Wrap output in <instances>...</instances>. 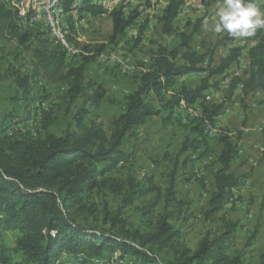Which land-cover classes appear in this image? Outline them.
<instances>
[{
  "label": "rangeland",
  "instance_id": "374dc122",
  "mask_svg": "<svg viewBox=\"0 0 264 264\" xmlns=\"http://www.w3.org/2000/svg\"><path fill=\"white\" fill-rule=\"evenodd\" d=\"M5 1L20 14L17 30L0 42V131L8 137L29 134L39 139L47 131L61 135L73 124L74 117L82 108L90 112L87 122L92 118L110 136L113 121L123 112L126 98L137 89L140 76L150 69L159 54L170 55L178 50L182 55L185 52L181 47L184 38L192 36L193 50L208 54L202 66L210 68L211 53L215 55L213 64L216 65L231 49L244 48L239 67L233 65L223 76L211 79L213 85L226 83L230 87L234 72L237 70L242 75L247 66L248 48L252 45L250 38H233L226 33L217 35L211 31V22L222 0H184L185 5L171 33H165L160 21L170 0H127V4L126 0H119L112 11L107 10V5L116 0H97V5L93 6H103L105 13L95 16L88 12L80 13L74 7L62 18V25L65 30L69 26L70 44L78 51L74 56L67 53L66 68L86 62L83 84L85 87L90 81L101 84L106 90L105 100L96 108L85 104L86 95L73 101L65 84L47 82L40 77L33 83L28 99L24 100L13 77L34 72L33 50L37 42L31 45L28 41L23 43L21 38L40 34L42 40L50 42L52 37L47 33L44 21L31 24V0ZM76 2L78 6L84 4V0ZM253 2L264 13V0ZM119 9L123 10L131 23L122 35L113 39L111 13ZM28 12H31L30 16ZM205 18L209 20L207 28L203 23ZM176 62L182 64L181 57ZM207 74L195 73L179 78L173 89L177 90L182 85L197 87ZM238 89V104L246 112L251 105L243 97L242 89ZM211 91L206 94H215L219 89L213 88ZM228 92L229 88L220 92L218 99L222 103L215 102L210 95H207V98L210 96L208 102L225 105L231 102ZM150 101L157 109L160 108L161 102L155 99L154 94H150ZM196 106L191 108L192 112L177 108L178 114L171 120H166L161 111L160 115L147 118L143 125L127 135L121 150L122 162L115 177L124 180L134 176L142 183L152 180L161 189L160 195L141 199L120 212L123 195L113 194L108 187H103L95 191L86 207L77 213V222L116 238H127L128 242H133L132 236L137 231L141 237L150 240L146 250H151L160 262L169 263L175 258L192 255L205 237L219 234L223 219L231 220L239 222L241 229L229 251L230 256L242 254L244 264H264V205H255L253 201V205L241 206L242 201L239 205L230 197L213 220L207 221L204 217L207 196L214 191L215 184L213 178L203 176L201 172L217 166L219 153L211 152L210 147V143L217 138L210 139L208 153H202L204 149L183 151L186 144L188 146L196 138L188 127L197 115L200 104ZM222 129L219 130L220 135H224ZM211 172L216 175L217 171L213 169ZM168 193L173 195L175 201L167 208ZM169 213L174 215L168 223L179 232V236L169 240L167 236L153 239L152 236L159 231ZM119 215H122L121 222L115 226ZM19 237V231L4 232L0 236V255L3 250L14 249ZM139 241L137 239L136 243ZM118 254H106L97 264H112ZM64 262L79 264L67 259Z\"/></svg>",
  "mask_w": 264,
  "mask_h": 264
},
{
  "label": "trees",
  "instance_id": "16d2710c",
  "mask_svg": "<svg viewBox=\"0 0 264 264\" xmlns=\"http://www.w3.org/2000/svg\"><path fill=\"white\" fill-rule=\"evenodd\" d=\"M76 1L61 0L67 14L74 7L80 13L88 12L95 16L106 12L103 6H93L97 5V0H84L82 6H78ZM184 5V0H170L160 20L165 33L173 31L174 22ZM28 14L30 16L31 12ZM19 16V11L0 0V42L17 30ZM111 16L113 39H116L124 33L131 20H127L120 9L113 11ZM65 31L70 41L69 26ZM51 39L50 42L42 40L40 34L21 38L23 43L28 41L31 45L37 42L33 50L34 72L13 77L23 99H28L33 83L40 77L47 82L65 84L71 100L86 95V105L99 107L106 98L104 87L93 81L85 87L86 62L67 69L66 50L58 41ZM250 39L252 45L248 48L247 66L242 75L238 76L237 70L234 72L229 98L239 86H243L244 98L264 91V29H258ZM192 40V36L184 38L181 47L185 52L182 55L175 50L170 55L161 53L157 56L150 69L140 76L137 89L126 98L123 112L113 121L110 136L92 118L87 122L90 112L85 108L77 112L73 124L61 135L47 131L44 137L36 139L29 134L8 137L0 131V236L6 231L20 232L16 247L2 251L0 264H65L64 259L79 264H97L106 254L113 256L116 253L119 254L112 264H244L242 254L233 257L229 254L241 229L239 222L223 219L219 234L205 237L192 255L162 263L151 250H146L150 240L141 237L137 231L132 236L133 242H128L127 238H116L84 227L76 219L92 194L103 187H108L113 194L123 195L120 212L141 199L160 195L161 189L152 180L142 183L134 176L124 180L115 177L122 162L121 150L127 135L143 125L147 118L158 116L162 111L164 118L171 120L182 104L192 106L199 103L198 113L188 126L196 138L188 146L186 144L183 151L204 149L202 153L209 152L210 139L206 135V127L214 128L212 124L222 114L224 105L208 102L206 93L213 88L219 89V83L211 84L213 77L223 76L233 65L239 67L244 48L231 49L216 65L213 64L215 55L211 53L208 63L211 67L204 68L202 64L208 54L193 50ZM179 57L182 64L176 62ZM195 73L208 74L197 87L182 85L177 90L173 89L177 79ZM150 94L161 102L159 109L150 101ZM219 142L222 150L217 163L221 168L215 175V189L203 211L207 221L213 220L223 210L233 191L247 180L246 175L236 176L230 172L231 163L238 154L237 144L226 135L221 136ZM166 196L168 208L175 200L170 193ZM173 215H166L153 239L167 236L169 240L179 236V232L168 223ZM121 218L119 215L115 226ZM137 239L141 241L136 243Z\"/></svg>",
  "mask_w": 264,
  "mask_h": 264
},
{
  "label": "crops",
  "instance_id": "0c3cea01",
  "mask_svg": "<svg viewBox=\"0 0 264 264\" xmlns=\"http://www.w3.org/2000/svg\"><path fill=\"white\" fill-rule=\"evenodd\" d=\"M228 88L226 83H222L217 93L210 94L212 92L210 90L207 95L212 96V100H215V102H221L218 99L220 92ZM238 93L239 89L235 91L231 102L225 103L222 114L212 124L218 134L217 140L210 143L211 152L215 151L220 154L222 146L219 138L221 136L226 135L232 138L237 144L238 154L231 163L230 172L236 176L246 175L247 180L242 187L233 191L231 197L233 200L235 199L234 202L236 204L240 205L242 201L243 204L241 206L253 205V201H255V205H264V91L257 92L246 98L247 103L251 105V108L246 112L238 104ZM196 105L187 106L182 104L179 110L184 109L192 112L191 108L194 109ZM221 128L224 130V135H220L219 130ZM220 168L221 166L217 164L215 168H205L201 174L203 176L209 175L214 179L215 184V175L211 171L213 169L218 171ZM207 197H209L207 198L209 201L211 195L209 194Z\"/></svg>",
  "mask_w": 264,
  "mask_h": 264
},
{
  "label": "clouds",
  "instance_id": "9594fccd",
  "mask_svg": "<svg viewBox=\"0 0 264 264\" xmlns=\"http://www.w3.org/2000/svg\"><path fill=\"white\" fill-rule=\"evenodd\" d=\"M204 26H209L207 18ZM258 29H264V13L253 0H222L215 19L211 22L214 34H228L233 38L253 37Z\"/></svg>",
  "mask_w": 264,
  "mask_h": 264
},
{
  "label": "bare ground",
  "instance_id": "6f19581e",
  "mask_svg": "<svg viewBox=\"0 0 264 264\" xmlns=\"http://www.w3.org/2000/svg\"><path fill=\"white\" fill-rule=\"evenodd\" d=\"M43 1L48 2L47 4L48 19L45 17L44 13H37L36 2L31 1L29 4L33 12V19L31 20V24L44 21L47 29L50 32L51 37L56 41H58L59 44L66 50V52L69 55L71 56L76 55L78 51H76L70 44L71 42L67 37V33L65 31L64 26L62 25L63 23L62 18H64L66 12L63 5L61 4V0H43ZM112 8L114 10L115 7L111 6L110 11H112ZM207 100L210 101V98L208 97ZM207 133H213L217 137V131L215 128H212L210 126L206 127V135L209 138V134ZM216 137H213V139H215Z\"/></svg>",
  "mask_w": 264,
  "mask_h": 264
},
{
  "label": "built area",
  "instance_id": "2783aa9c",
  "mask_svg": "<svg viewBox=\"0 0 264 264\" xmlns=\"http://www.w3.org/2000/svg\"><path fill=\"white\" fill-rule=\"evenodd\" d=\"M117 1H119V0H116V2H112L109 5H107V10H111V6H115ZM123 2H124V0H123ZM120 3H122V2H120ZM127 3H128V1L126 0L125 4H127ZM47 4H48V2H44L43 0H37L36 1L37 13H44L45 17L48 19ZM237 75L239 76L240 73H237ZM239 87L241 89L243 88V86H239ZM207 134H209V139H211V140L213 139V137H216L213 133H207Z\"/></svg>",
  "mask_w": 264,
  "mask_h": 264
}]
</instances>
